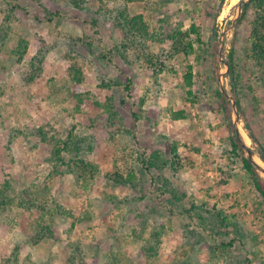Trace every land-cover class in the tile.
Wrapping results in <instances>:
<instances>
[{
	"label": "rangeland",
	"instance_id": "obj_1",
	"mask_svg": "<svg viewBox=\"0 0 264 264\" xmlns=\"http://www.w3.org/2000/svg\"><path fill=\"white\" fill-rule=\"evenodd\" d=\"M240 1L89 0L80 10L70 0H0V200H7L0 208V264H65L76 252L69 243L90 264H264V212L252 209L256 200L245 194L248 176L240 163L230 169L216 158L223 123L215 93L223 88L230 95L223 60ZM124 9L143 15L156 65L120 47L126 36L116 20ZM192 22L206 44L212 27L219 30L218 63L204 44L200 57L171 58L170 34ZM249 31L242 25L237 36L245 116L236 107L232 119L255 160L258 146L244 125L264 145V106L252 111L248 105L247 83L256 75L243 61ZM19 38L28 44L16 63ZM41 40L48 46L45 74L25 83L19 71ZM70 46L81 82L67 75ZM106 103L116 112L111 119ZM39 126L61 137L73 128L86 137L92 150L88 145L81 156L97 171L55 172L51 146L35 134ZM154 156L156 166L140 167ZM114 164L135 167L133 184L106 176ZM155 244L151 255L144 253Z\"/></svg>",
	"mask_w": 264,
	"mask_h": 264
},
{
	"label": "trees",
	"instance_id": "obj_2",
	"mask_svg": "<svg viewBox=\"0 0 264 264\" xmlns=\"http://www.w3.org/2000/svg\"><path fill=\"white\" fill-rule=\"evenodd\" d=\"M40 1V0H37ZM89 0H70V4L77 9H84ZM101 1V0H97ZM114 1V0H108ZM126 3L135 1V0H123ZM222 1V0H221ZM221 3V2H220ZM219 13V9L214 14L213 18L215 19ZM117 25L123 30L126 39L120 45L125 50H133L136 60L144 61L147 63L155 64L154 56L149 51L151 35L148 32V29L144 23L142 14L130 15L127 13V10L118 11ZM48 20L51 21L50 18ZM242 25H247L250 28V31L247 35V47L243 50L245 57L243 61L245 65H248L251 71L255 72L252 85L247 83V89L251 91V101L249 107L252 111H257L259 104L264 106V0H248L246 3L242 4L241 13L235 22L233 29L232 37L230 39V48L226 56V63L228 66L227 80L229 83L230 95L233 97L236 107L240 115L245 116V101H243L244 95V85L242 84V75L238 69L239 67V49L237 36L239 33V27ZM212 34L209 38V43L206 44L202 42V30L200 25L195 22H192L188 29L174 28L170 34L171 41V52L170 56L172 59H185L189 55L195 54L197 57H200L203 54L204 49L202 47L206 46L209 48L213 54L215 63H218L217 50L219 45V30L216 27H212ZM74 42H80L79 39H76ZM27 41L25 39L18 40L16 46L14 47L13 54L17 56L16 63H18L21 58L24 56L27 50ZM77 43H74V45ZM121 47V48H122ZM201 47V48H200ZM118 52V46L114 47ZM198 51L196 52L195 50ZM203 49V52L200 50ZM73 47L70 46L69 50L64 53V56L67 58L69 68L67 71L68 77L72 80L81 82L82 76L80 67L78 65V58L71 55L73 53ZM48 52V46L46 43L41 40L38 50L30 58L28 65L20 70L21 79L25 83H33L39 77H42L46 71V53ZM241 52V51H240ZM121 54V51L119 52ZM103 58L106 56L103 55ZM190 68V66H189ZM18 71V70H17ZM219 73V69L216 66V74ZM103 82V81H102ZM185 82L190 86L193 82V77L191 73L185 75ZM115 85L117 83L115 82ZM253 85H255L253 87ZM102 87L110 86L109 82H103ZM129 89V85L125 87ZM258 92V95L255 96V92ZM187 94H191V91H186ZM81 105L85 104L81 94H78ZM217 99L218 109L222 115L223 127L220 131L219 142L222 144L221 151L218 152L216 158H220L222 161H226L228 165L225 167L230 169H235V167L241 164L242 170L248 176V184L245 187V194L247 198L253 196V199L256 201L251 202L250 205L254 210H261L264 212V178L259 174L257 166L254 161L249 157L247 153V147L242 141V137L235 127L232 119V105L226 96L220 91L216 90L215 93ZM108 99H111V97ZM108 102V101H107ZM87 103V102H86ZM97 104V103H96ZM110 103H106V111L108 112L109 119L113 118L116 114L113 111L112 106H108ZM97 105H100L99 103ZM135 117L136 114L132 113ZM245 129L247 130L248 136L253 142L257 143L258 149L256 154L264 162V145L259 141L255 133L248 129V126L245 124ZM35 134L39 137L41 142L47 143L51 146V160L53 170L57 173L60 171L68 173H80L90 172L95 170L97 171V166L92 164L90 161L82 158V151L90 144L87 142V138L79 136L74 133V129L70 128L67 133L61 137L59 132L51 134L49 130L45 129L44 126H39L35 129ZM189 146V145H188ZM87 148L92 147L89 145ZM175 150V149H174ZM198 151V150H197ZM176 155V153H174ZM68 156V157H67ZM74 156V157H73ZM154 156L149 163L146 160L142 159L141 168L144 170H149V166L157 165V158ZM221 174L224 173L223 169L219 168ZM135 167H129L127 169H122L119 165H112V167L106 173V176L112 178L116 183H132L134 176ZM223 182V181H222ZM6 187L9 188V181L5 182ZM164 183L166 181L164 180ZM42 196V194H41ZM44 197V196H42ZM38 197L30 199L29 203L31 206H35V200ZM7 201V200H6ZM6 201L0 200V208L6 206ZM24 206L25 204H22ZM38 205V204H37ZM39 206V205H38ZM40 210H46V207L39 206ZM45 212V211H43ZM74 217V216H73ZM45 230V234L52 236V229L49 226H41ZM43 230V231H44ZM157 237V233H155ZM44 233H41L40 238L44 237ZM158 238V237H157ZM233 242V241H232ZM157 243V240H156ZM72 245V246H70ZM229 246H232V243H228ZM157 244L153 247L143 248L144 253L148 256L153 251V248H156ZM69 247L72 250H75L71 255H68L66 258L65 264H90L89 259L86 258V254L79 248V246L69 243ZM17 250V249H16Z\"/></svg>",
	"mask_w": 264,
	"mask_h": 264
},
{
	"label": "water",
	"instance_id": "obj_3",
	"mask_svg": "<svg viewBox=\"0 0 264 264\" xmlns=\"http://www.w3.org/2000/svg\"><path fill=\"white\" fill-rule=\"evenodd\" d=\"M248 0H241L239 3H238V13H237V16H236V18L234 19V21H232L231 23H230V25H229V29L232 27V25L236 22V20H237V18L239 17V15H240V13H241V7H242V4H244V3H246ZM224 33H222L221 34V36L223 35ZM222 43H223V39H220V49H219V52H218V57H219V59L220 60H222L221 59V50H222ZM223 63H224V65L226 66V73L224 74V76H226V74H227V72H228V66H227V63L223 60ZM221 74V73H220ZM220 91L226 96V98L229 100V102L231 103V105H232V116H233V114H236V116H237V108H236V104H235V101H234V99H233V97L231 96V95H228L227 93H226V91L223 89V88H220ZM233 123H234V125H235V127L237 128V130H238V127H237V120L236 119H234L233 120ZM238 132H239V130H238ZM245 145V144H244ZM246 147H247V152H248V155H249V157L254 161V163L256 164V166H257V168L259 169H261V170H263L264 171V169H262L261 167H260V165L254 160V158H253V156H254V153L251 151V149L247 146V145H245Z\"/></svg>",
	"mask_w": 264,
	"mask_h": 264
},
{
	"label": "bare ground",
	"instance_id": "obj_4",
	"mask_svg": "<svg viewBox=\"0 0 264 264\" xmlns=\"http://www.w3.org/2000/svg\"><path fill=\"white\" fill-rule=\"evenodd\" d=\"M232 1H236V0H232ZM244 137H245V139H247L246 136H244ZM255 160H256L257 163L259 162L264 167V162L258 156L255 157Z\"/></svg>",
	"mask_w": 264,
	"mask_h": 264
}]
</instances>
